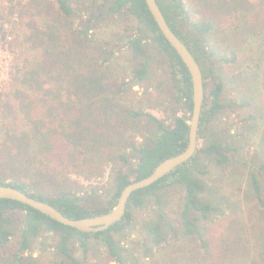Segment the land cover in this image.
<instances>
[{"label":"trees","instance_id":"1","mask_svg":"<svg viewBox=\"0 0 264 264\" xmlns=\"http://www.w3.org/2000/svg\"><path fill=\"white\" fill-rule=\"evenodd\" d=\"M52 1L54 14L48 16L43 12L38 16L41 27H23L21 24L18 27L16 39L19 43V39L23 37L25 42L14 55L11 96L17 102L18 111L31 122L29 136L37 149H44L58 128L61 136L72 144V155H82L86 162L93 161L94 156L103 158V161L97 163L98 175L102 174L104 163H113L111 185L100 194L95 189H90L80 195L64 188L50 196L34 192L29 183L36 182L41 173L38 165L34 164V156L28 159L12 156L5 162H0L5 167L4 171L0 170V185L16 187L51 204L70 218H83L109 211L116 204L125 185L148 176L162 160L186 148L188 125L185 121L190 118L192 109L191 77L178 53L162 35L144 0H76L75 4L73 0ZM155 1L170 29L184 42L200 65L205 81L210 73L202 66L207 60L202 44L207 39L205 34L212 30V24L207 20L197 19L191 21L189 28L186 24L189 12L184 0ZM258 2L262 5L264 3L262 0ZM43 4L46 5V2ZM123 11L136 20L137 28L123 40L130 61L134 63L126 67L122 79L128 78L130 84H134L145 77L152 57L149 46L154 45L164 56L173 89L172 102L175 108L169 124L125 102L124 80L120 84L114 83L105 92L103 86L106 79L99 72L91 69L83 73L74 63L77 61L80 64L88 53L87 44L92 41L91 29L96 25L95 22ZM74 20L77 21L76 26H73ZM5 25H8L5 21L0 25V41L8 43V51L13 54L12 44L7 40L10 34ZM251 32L253 38L263 41L262 34ZM14 45L17 46L16 43ZM107 53L100 50L97 58L102 57L101 64L108 62ZM209 54H216L215 49H211ZM234 58L232 54L230 59ZM261 59L258 62L252 58L250 62L257 68L262 65L264 69V59ZM262 75L260 80L264 79V71ZM215 86L210 92L204 93L199 119L197 136L205 138L204 144L197 148L188 161L179 164L149 186L133 191L122 219L108 228L95 232L78 230L26 204L1 198L0 264H82L75 252L80 250L83 256L88 255L92 242L104 247L106 264H126L128 250L117 236L132 225L137 211L145 207L149 200L155 198L159 201V195L166 187L175 186L179 187L181 194L175 216L178 227L176 232L182 237H196L204 254H210L208 243L200 237V223L207 221L217 208L209 200L202 199L205 184L196 174L203 173L200 167L203 159L222 165L232 158L235 149L228 140L207 138L206 133L218 112L239 106L231 101L222 102V83L217 82ZM64 89L68 92V100L60 95ZM37 92H41L39 108L31 99L32 94ZM245 103L248 105V102ZM209 104L210 107H207ZM55 108L72 109L74 115L60 120L55 127ZM249 116L255 119L253 114ZM140 117L147 118L154 129L144 136L142 143L136 144L126 134L127 122ZM226 130L229 133L231 127L227 126ZM108 140L110 146L116 147V152L106 149ZM24 148L26 145L20 148L21 151ZM127 149L132 153H127ZM260 168H264V164ZM250 183L256 207H259V221L264 226V195L254 172ZM141 230L137 243L144 247L147 254H150L153 247L158 251L163 250L169 234L166 232L162 210L157 209L153 218L144 221ZM41 239L50 241L47 244ZM38 240L42 241L39 247L41 251L34 255L32 245ZM238 243H241L242 248L237 246ZM237 244L233 249L237 252L235 256L227 259V254L225 255L230 264H264V242L261 239L257 254L251 250H255L253 241L239 240ZM228 246L231 249V245ZM225 257L221 260L225 261ZM258 259H262V263H258Z\"/></svg>","mask_w":264,"mask_h":264},{"label":"rangeland","instance_id":"2","mask_svg":"<svg viewBox=\"0 0 264 264\" xmlns=\"http://www.w3.org/2000/svg\"><path fill=\"white\" fill-rule=\"evenodd\" d=\"M184 1L189 12L186 19L187 27L190 28L191 21L197 19L207 20L212 24V30L205 34L207 39L202 44L207 54V60L202 66L210 73L204 81L205 88L210 83L221 82L222 102L231 101L239 105L234 109L227 108L217 113L210 130L206 133L207 138H224L235 151L229 162L222 165L202 157L200 167L203 173L196 174L205 184L202 199L209 200L217 208L207 221L200 223L202 229L200 237L208 243L210 254H204L196 237V239L182 237L176 232L178 227L175 216L181 194L177 186L166 187L160 193L159 201L155 198L149 200L145 207L137 211L132 225L117 236L128 250L126 264H230L227 259L237 254L233 251L237 241H253L257 251L251 250L256 254L259 252V240L264 242V226L259 221V207H256L250 183L254 172L264 195V168H260V165L264 164V79L259 78L264 69L262 65L257 68L250 62L252 58L257 61L264 59V3L262 5L258 2L261 0ZM45 2L46 5L43 4ZM52 2V0H0V25L3 21L7 22L6 28L12 37L10 43L12 50L15 51L8 55L1 49L5 47V43L0 41V162H5L12 156L20 159L34 156V164L38 165L41 173L38 180L29 185L31 190L37 193L50 196L64 188L80 195L90 189H95L100 194L110 188L113 163H104L105 168L103 172L101 171L102 174L98 175L97 166L103 158L94 156L93 161L86 162L82 155H72V144L61 136L58 128L55 129V135L50 143L42 150L37 149L29 136L31 122L18 111L17 102L11 96L14 55L25 42L21 37L14 47L15 42H18L16 38L19 26L21 24L23 27H41L38 16L43 12L48 16L53 15ZM75 2L76 0H73L74 4ZM95 23L91 29L92 41H88L87 44L88 53L80 64L74 62L76 67L80 71L83 70V73L91 69L99 72L106 79L103 86L105 92L111 89L114 83L120 84L124 80L125 102L169 124L175 107L164 56L154 45H150L149 52L152 57L145 77L138 83L130 84V80L122 79V75L126 73V67L134 62L130 61L123 40L136 30V20L123 11ZM76 24L77 21L74 20L73 26ZM251 31L262 34L263 41L253 38ZM211 49H215L216 54H209ZM100 50L108 52V62L101 64L102 57L97 58ZM232 54L235 56L233 60L230 59ZM40 94L41 92L32 94L31 98L38 108ZM60 95L64 100H68V92L65 89ZM245 102H248V105ZM73 111L55 108V127L60 120L74 115ZM250 114H253L255 119L251 118ZM227 126L231 127L229 133L226 130ZM127 128L126 134L129 139L139 144L144 141V136L153 131L154 126L147 118L140 117L129 119ZM204 141L205 138H198V148ZM109 142L110 140L106 149L116 152V147L110 146ZM25 145L26 148L21 151L20 148ZM126 152L132 153L130 149ZM0 170H5L2 163ZM157 209L164 213L168 240L163 250L158 251L153 247L150 254H147L137 241L141 237L142 223L153 218ZM41 240L47 244L50 241ZM42 241L38 240L32 245L34 255L40 253ZM228 244L231 245V249ZM237 246L242 248L241 243ZM75 253L82 260V264H106L104 247L100 243H90L86 256H83L80 250ZM223 257L225 261L221 260ZM262 261L258 259V263Z\"/></svg>","mask_w":264,"mask_h":264},{"label":"water","instance_id":"3","mask_svg":"<svg viewBox=\"0 0 264 264\" xmlns=\"http://www.w3.org/2000/svg\"><path fill=\"white\" fill-rule=\"evenodd\" d=\"M144 1L162 35L178 53L182 62L187 67L191 77L192 109L190 118L185 121L188 125V131L185 135L187 138L186 148L183 151L162 160L157 166H155L153 171L148 176L130 181L121 190L116 204L109 211L102 214L83 218H70L51 204L36 199L16 187L4 184L0 185V199L7 198L16 200L48 215L52 219L66 226H71L78 230L88 232L100 231L122 219L127 208V201L133 191L149 186L179 164L188 161L195 154L198 148L197 131L204 93L210 92L211 88L216 86L214 83H210L208 87L205 88L200 65L196 62L184 42L170 29L156 1ZM210 105L211 104L207 107H210Z\"/></svg>","mask_w":264,"mask_h":264},{"label":"built area","instance_id":"4","mask_svg":"<svg viewBox=\"0 0 264 264\" xmlns=\"http://www.w3.org/2000/svg\"><path fill=\"white\" fill-rule=\"evenodd\" d=\"M7 25H5V27H6ZM11 39V36L9 35L8 37H7V40H10ZM7 47H6V44H5V47H3V48H1V49H3L2 51H4V52H6L8 55H10V52L8 51V48L6 49ZM10 63V61H8V64ZM8 64H7V67H8Z\"/></svg>","mask_w":264,"mask_h":264},{"label":"crops","instance_id":"5","mask_svg":"<svg viewBox=\"0 0 264 264\" xmlns=\"http://www.w3.org/2000/svg\"><path fill=\"white\" fill-rule=\"evenodd\" d=\"M15 43H16V45H17L18 42H15ZM14 46H15V45H14Z\"/></svg>","mask_w":264,"mask_h":264}]
</instances>
